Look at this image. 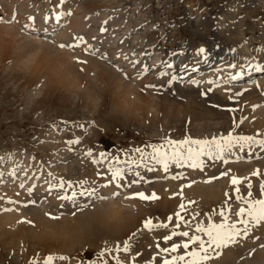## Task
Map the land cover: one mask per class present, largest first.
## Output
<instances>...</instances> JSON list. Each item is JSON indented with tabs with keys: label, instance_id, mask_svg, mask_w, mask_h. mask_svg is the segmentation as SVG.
Returning a JSON list of instances; mask_svg holds the SVG:
<instances>
[{
	"label": "bare ground",
	"instance_id": "1",
	"mask_svg": "<svg viewBox=\"0 0 264 264\" xmlns=\"http://www.w3.org/2000/svg\"><path fill=\"white\" fill-rule=\"evenodd\" d=\"M53 2H58L59 5L51 7ZM0 5V9L4 11V22L0 19V52L3 55L12 51L8 66L16 67V70L22 71L24 75L28 73L35 78L34 86L24 97L26 106L32 107L43 97L44 92L52 87L68 92L74 104L85 94L86 110L95 111L100 109V104L106 100V94L109 93L111 112L137 119V130L145 133L149 140H153L143 141L144 143L141 141L142 147L119 141L120 145L115 150L109 151L102 141L104 136L97 132V128L102 126L95 119L88 120L89 123L85 121L91 126L89 132L85 131L86 125L81 122L58 120L57 123L49 126L50 129H58L60 133L69 134L68 130H72L76 136L78 135L76 140L78 142L74 140L72 144L63 143L66 136L63 137L60 145L63 150L58 153L60 165L52 166L51 161L57 159L48 156L46 158L50 159L51 163H45L44 177H34L32 174L27 180L18 178L16 182L13 181L14 183L0 185L1 237L4 234L20 235V250L24 251L23 255L28 259L31 256H28L25 245L26 236H30L35 246L36 243L47 245V249L42 248V251H38L41 252L38 254L39 258L41 257L39 260H35L34 256L29 259L31 264L36 261L45 264L43 261H47L49 256L53 257L51 264H68L69 258L74 259L73 257L83 255L79 252L80 255L69 256L70 253L67 255L60 249L72 251L76 246H81L78 248L82 249V254L85 251L84 253L89 256L93 248L88 244L95 247L99 242L105 243L101 242L104 239L110 240L109 243L113 244L108 249L112 250L115 264L137 261L140 259L138 253L130 259L122 254L120 258L123 260L119 255L120 252L131 248L129 236L132 235L133 228H139L138 224L150 205L159 204L163 207L165 205L169 209L179 211L181 208H186L181 207L186 200L202 205L204 203L207 206L211 202H220V198L224 195H227L225 201L231 202L229 194L236 191L239 186L238 183H232L233 177L238 178V181L247 179L243 188L245 194L251 189L249 184L257 177L259 183L264 184L262 167L264 147L258 143L259 140H264V71L256 73L258 77L254 80L251 78L254 70L264 66L259 59L257 62H252L248 68L244 66L249 78L247 85L239 84L240 86L235 87V80L241 72L231 67L232 61L225 60L227 66L220 68L223 63H220L223 59L222 47L215 46L210 49L213 53H208V59L201 57L203 67L211 70L197 83L188 81L186 84L184 76L173 74L178 68L175 64V56L167 58L168 61L161 60L162 54L156 53V50L153 60L156 63L160 59L159 63L148 65V59L141 58L148 55L140 52L143 47L136 49L129 46L130 40L135 41L138 35L141 36L139 28H134L136 35L133 36L130 31L131 22L127 24L121 14L116 15L115 18L109 8L101 9L98 17H91L81 12L83 6L78 4V0H0ZM96 19L100 21L99 23L107 24L104 33L100 32ZM205 20V18L201 20L196 18V22L201 24ZM147 29L150 28L146 26ZM39 34H42L41 38ZM262 42L264 43V34ZM206 50L204 52H207ZM218 50L221 55L218 54ZM207 62L211 65H205ZM83 77L85 81L82 80ZM177 102L199 108L203 117L199 118L195 113L187 114L180 109L175 111L174 104H179ZM166 104H168L167 110L163 109ZM187 118H190L193 129L183 137L173 138L172 135ZM202 118L215 124L218 118L231 122L237 120L240 127L233 136L255 137V141L246 144L241 142L243 147L241 144H234L231 150H226L222 154L201 155L199 159L203 163L199 167L169 161L168 169L165 171L163 164L152 159L149 155L154 154L151 145H157L162 151L171 154L174 146L167 144V140H183L189 136L193 139L211 140L213 135H208ZM54 132L57 133L55 136L59 137L58 132ZM108 136L113 138L110 133ZM92 137L94 140L97 138V145L89 141ZM121 144L126 145L127 150H124ZM192 147L198 146L192 145ZM136 148L143 150V158L141 153L135 151ZM186 148L187 146H181V151H186ZM70 150H74L75 154L70 156ZM101 153L105 155L101 156ZM133 161H136L135 165ZM117 169L121 170L123 175L114 179L113 172ZM83 171L90 176L89 187L87 186L88 188L80 195L75 190H71L72 192L67 190L63 181L69 174ZM255 172L258 174L253 175ZM132 181L139 182L132 183ZM254 186L258 185L254 184ZM136 192H143L149 196L155 193L158 199L130 198ZM241 198L235 199L232 210H221L220 213L215 214L214 220L208 212V225L213 223L234 225L238 234L233 236L232 243L220 249H216L213 245L210 248L206 246L210 258L205 260L204 264H222L232 255H237L232 264H264V221L256 224L247 213L243 216L239 215L243 203L245 205L243 208L251 206L249 203L251 200L244 199L243 196ZM260 198L264 199V195ZM245 220L248 221L247 225L243 223ZM143 227L145 230L149 228L145 225ZM245 229H247L246 233ZM205 236L208 238L207 235ZM17 237L19 236L5 239V242H8L7 250L10 251V255L16 253L13 246ZM143 239L144 242L150 243L147 236H143ZM126 246L127 250H125ZM192 252L204 255L198 246L192 248L190 252L188 250L184 252L188 257L187 260H193L190 255ZM156 255L154 253L153 257L148 258L153 260L152 264H156L154 261ZM173 257L177 255L175 252H170L162 256L159 263L164 264L165 260H172ZM84 258H79L78 262L73 263L84 264ZM18 259L21 260V257ZM185 261L186 259L177 260L175 264H183Z\"/></svg>",
	"mask_w": 264,
	"mask_h": 264
},
{
	"label": "rangeland",
	"instance_id": "2",
	"mask_svg": "<svg viewBox=\"0 0 264 264\" xmlns=\"http://www.w3.org/2000/svg\"><path fill=\"white\" fill-rule=\"evenodd\" d=\"M78 4L83 6L81 12H85L91 17H98V13H100L101 9L107 8L110 9L111 15H115V18L116 15L120 16V14L124 16V20H126L127 24L131 22L130 24L132 26L130 31L132 35H136L134 28L137 29V27L139 28V34H141V36H137V40H130L129 46L135 47L136 49L138 47H143L140 52L148 55L142 56L141 58L144 59L143 57H145L146 60L148 59L147 63L150 66L156 63L158 64L160 59L168 61L167 58L175 56L176 58L174 60L178 68L176 67L177 71L175 70L173 74L179 77L184 76V82L186 84L188 81L197 83L199 79H202V77L211 70L210 68L203 67L201 61L204 58L208 59V53H213V50L210 49L215 46L221 45L222 47V53L218 50V54L220 52L222 55H219L223 56L220 62L223 63L220 68L224 67V65L227 66L226 62H224L226 60L228 62L232 61L231 67L235 65V71L244 72L243 74L240 73L236 78L235 81L237 84H234L235 87L247 85L249 78L245 67L248 68L251 66L252 62H257L258 59L261 64L264 65V43L262 42L264 34V32L262 33V31H264V0H78ZM55 5H59V3L53 2L51 7ZM3 14L4 11L0 9V19L2 22H4ZM196 18L200 20L201 18H205L206 20L201 24L196 22ZM137 19L139 20L136 21ZM97 21L100 32L104 33L105 30H107V24L99 23L100 21L96 19V22ZM151 21H153V23H150ZM146 26L150 29L146 30ZM116 27L117 25L114 26V28ZM39 37L41 38L42 34H39ZM201 48L207 49V52H199ZM156 50V53H161L162 55L159 61L157 60L155 63L153 59ZM11 54L12 51L6 54L3 53V55L0 52V185L10 182L14 183L18 178L27 180L32 174H34L32 175L34 177H44L45 163L50 164L52 162V166L60 165L61 160L59 161L60 157L58 153L63 150L60 146L62 145L63 137L66 136L65 142L63 141V143L69 142L72 144L74 140H77L78 135L76 136L75 132H72V130H68L67 133L69 134H65L66 132H58V129H50L49 126L56 121L58 122V120L84 123L86 125L85 131L87 130V132L91 130L88 120L95 119L99 121L98 123L99 125L101 124L102 127L97 128V132L102 133L104 136L102 141L109 151L112 149L115 150L117 146L120 145L119 141L126 142L131 146L138 145L139 147H142L141 141H153L149 140V138L145 136V133L137 130V119L133 117L127 118L125 115L111 112L112 104L109 93L106 94V100L100 104V109L95 111L86 110L87 107H85V105L87 100L85 99V94L74 104V100L68 92L57 90L52 87L48 88L49 90H46L43 97L34 103L32 107L26 106L24 97L28 90L34 86L35 78H33L32 75H28V73L24 75L22 71L21 73L19 70H16V67H9L8 62L11 60L10 58H12ZM205 65L210 66L211 63L207 62ZM259 71H264V66L261 69L254 70V73L251 75L252 80L258 77L256 73ZM82 80L85 81V77H83ZM177 103L179 104H174L175 111L180 109L187 114L190 113V115H192V113H195L199 118L200 116L203 117L199 108L190 107L182 102ZM166 107H168V104H166L163 109L167 110L168 108ZM229 115L231 117L234 116L232 114ZM233 118L237 119L235 117ZM204 119L205 118H202V122L204 123V128L208 130V135H213V137L217 138L228 136L229 134L233 136L238 132V128L240 127L237 120L236 122H231L223 118H218L217 124H215ZM85 121L88 123L86 124ZM44 126L47 127L45 128ZM192 129L191 120L187 118L182 126L175 131L176 133L173 134L172 137H183ZM54 131L58 132L59 137L55 136L57 133L55 134ZM81 133H83V131ZM108 133L112 134L113 138L109 137ZM89 141L92 144L95 143L94 145L98 143L97 138L94 140V137ZM121 146L124 150H127L126 145L121 144ZM69 153L71 156L75 154V151L70 150ZM48 156L52 158L54 156L57 160L54 159V161L52 160L49 162L50 159L48 160V158H46ZM42 159H45V161ZM262 167L264 168V165ZM83 173L84 171L69 174L68 178L63 181L66 184L64 187L66 186L65 188L69 191L75 190V192H79L78 195H80V193L84 192V190L89 187L88 185L91 184L90 176ZM257 178L253 180L254 182L252 181V183L249 184L251 189L248 194H245V189L243 190V188H245L244 186H246L244 184L247 183V179H242L244 181L239 180L237 189L240 187V190L237 191L236 189V191L229 194L231 202L230 200H226V202L225 197H227V195H224L220 198V202H211L210 204L208 203L207 206L204 203L202 205L201 203L199 204L186 200L183 205V207L186 208H181L179 211L178 209H176V211L169 209L165 205L164 207L159 204L148 205V210L140 221L141 224H138L140 225L139 228H133L134 230L131 232L132 235L129 236L131 248H129L128 251L120 252L119 258L122 257V254H125V258L130 259L138 253L140 259L128 264H152L153 260H149L148 258L153 257L155 253L157 255L154 261L156 264H160V258L173 252L171 249L174 244H179L180 248L175 251V254L177 257L183 255L184 259H186L183 264H188L190 260H187L188 257L184 252H186V250L190 252L192 248L200 245V241L189 243L191 237L200 236L204 241H208L209 239L205 238V235H207L206 232L198 231L197 225L208 227V212L209 214L211 213V217L214 220L215 214L220 213L221 210H232V203L238 197L243 196L244 199L249 200L259 199L261 195H264V190H261L262 188L259 187L262 183H259V179L257 180ZM253 183L258 186H254ZM249 193L251 195H249ZM192 203H194V205ZM244 206L243 203L242 207ZM198 208H200V210ZM205 208L207 210H205ZM146 221H151L154 227H149V230H145L143 226ZM183 232H188L189 235H180V233ZM173 233L176 234L174 235ZM16 236L19 237H17L14 242L13 250L15 249L14 252L16 253L19 252V256L16 253L10 255V251L7 250L8 242H5L6 238L11 239ZM16 236L4 234L1 237L0 235V264H31L30 260L33 256L35 260L41 258L38 256L41 252L38 253V251H42V248L47 249L45 243L37 244L35 242L36 246H38L36 247L30 236H26L24 240L27 242L25 245L28 249V256H31L29 260L28 257L25 258L23 255L24 251L20 250V235ZM143 236H147V238L150 239V243L147 241L144 242ZM166 237H171V239H165ZM101 242L105 243L100 244L99 242L95 244V247L92 244H88L89 247L91 246L93 248L91 250V256H87L84 253V249L82 254V249H79L81 246H76L72 251L70 249L63 250V248L60 250H62L63 253H67V255L70 253L69 256L73 254L80 255V253L83 255L80 257H73L75 260L69 258L67 260L69 261L68 264H70V262L75 264L73 262H78L79 258L83 259L84 257H86L84 258V264H104L105 262L115 264L112 257V250L111 248L108 249V247H112L113 244L109 243L110 240L108 241V239L107 241H105V239L104 241L101 240ZM185 243H188L187 248L183 247ZM97 245L100 248L96 247ZM206 246L208 245L206 244L205 247ZM57 248L59 249L60 246ZM165 249H168V251H164ZM236 256L237 255H232L231 258H227L222 264H232ZM20 257L21 260L18 259ZM216 257L218 258L219 256ZM26 259L29 261H24ZM120 259L123 260L122 258ZM39 262L40 261H36V263L32 264H40ZM205 262V260H201L198 261V264H204ZM43 263L48 264L45 260Z\"/></svg>",
	"mask_w": 264,
	"mask_h": 264
},
{
	"label": "snow or ice",
	"instance_id": "3",
	"mask_svg": "<svg viewBox=\"0 0 264 264\" xmlns=\"http://www.w3.org/2000/svg\"><path fill=\"white\" fill-rule=\"evenodd\" d=\"M63 47V45H62ZM205 49L201 48L199 49V52L203 53ZM232 67H235V65H232ZM235 79V77H233ZM255 141V137H244V136H232L229 134L228 136H221L219 138L213 137L211 140L209 139H193L190 136L186 137L183 140H167L166 143L169 145L174 146V151L169 154L166 151H162L161 148L157 145H151L153 148L154 154H149L152 156V159L156 160L158 163L163 164L165 171H167L169 166V161H174L177 164L188 163L191 167H199L202 165V161H200L201 155H209L212 156L214 154H222L226 150H231V148L234 146V144H241L243 143H250ZM78 142V141H76ZM258 143L264 147V140H259ZM192 145L198 146L197 148H193ZM181 146H187L186 151H181ZM241 147H243V144H241ZM136 152L141 153V157L143 158L144 153L141 148H136ZM91 155V153H89ZM104 153H101V156H104ZM133 163H136V161H133ZM151 170V169H150ZM258 172L253 173V175H257ZM123 175L122 171L117 169L115 172H113V178L118 179ZM137 175H139L137 173ZM223 175H227V173H223ZM139 181H132V183H138ZM232 183L237 184L238 178L233 177ZM61 187L63 184L60 185ZM130 186V185H129ZM262 190H264V184L261 185ZM239 191V189H237ZM249 195H251L249 193ZM139 197L143 200H152V199H158L155 193H152L150 196L146 195L143 192H136L133 193L132 197L135 198ZM102 199L104 197H101ZM238 199H242L241 197H238ZM249 208H240L239 215L243 216L245 213L249 217L252 218V220L255 221L256 224H259L261 221H264V199H252L250 202ZM183 207V206H181ZM245 225L248 224V221H243ZM145 226L147 227H154V225L151 224V221H146ZM198 231L206 232L208 236V241H204L200 236H193L191 237L189 243L194 241H200V249L204 252V255L201 256L198 252H192L190 255L193 257V260L189 261L188 264H198V261L201 260H208L209 254H208V248H210L212 245H215L216 248H220L222 246H226L229 243L233 242V236L238 234V231L235 229L234 225H229L226 223L221 224H211L208 227H204L201 225H197ZM247 229H245L246 233ZM174 235L176 233H173ZM182 236H188V232L180 233ZM165 239H171V237H166ZM205 244L208 245V248L205 247ZM184 248L188 247V243H185L183 245ZM178 248H180L179 244H174L171 251L175 252ZM125 250H127V246L125 247ZM164 251H168V249H165ZM61 259H67L66 257H60ZM53 260L52 256H49L47 258L48 264H51V261ZM177 260H184V256H178L173 257L172 260H165L164 264H175Z\"/></svg>",
	"mask_w": 264,
	"mask_h": 264
}]
</instances>
